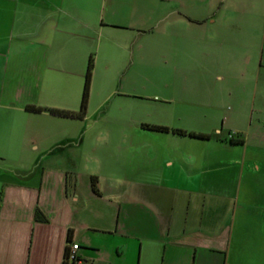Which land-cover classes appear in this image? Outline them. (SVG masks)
<instances>
[{"label": "crops", "instance_id": "0c3cea01", "mask_svg": "<svg viewBox=\"0 0 264 264\" xmlns=\"http://www.w3.org/2000/svg\"><path fill=\"white\" fill-rule=\"evenodd\" d=\"M73 243L264 264V0H0V264Z\"/></svg>", "mask_w": 264, "mask_h": 264}, {"label": "trees", "instance_id": "16d2710c", "mask_svg": "<svg viewBox=\"0 0 264 264\" xmlns=\"http://www.w3.org/2000/svg\"><path fill=\"white\" fill-rule=\"evenodd\" d=\"M92 63H93L92 62V58L90 57L89 60H88V65H87V70H86V77H85V83H84V88H83V93H82L80 109L77 112H69V111H65V110L50 109L52 112L63 114V115H73V116H82L85 113L86 107H87L88 94H89L91 73H92ZM29 107L31 109H37V110L42 109L40 107H36V108L33 107V106H29ZM153 128L159 129V130H168L169 129L168 127H164V126H153ZM177 130L178 129H176V131ZM190 134L194 135V136H199V137H207V136H209V135H206V134H196L194 132H190ZM231 140H233V138ZM96 181H97L96 178L92 177V187H93V189L95 191L98 190L97 189V185H96ZM36 217L38 219H45L44 215L39 210L36 211ZM68 253H69V251H66L65 258H68ZM63 264H66L65 260H64Z\"/></svg>", "mask_w": 264, "mask_h": 264}, {"label": "built area", "instance_id": "2783aa9c", "mask_svg": "<svg viewBox=\"0 0 264 264\" xmlns=\"http://www.w3.org/2000/svg\"><path fill=\"white\" fill-rule=\"evenodd\" d=\"M77 248H78V244L73 243L68 253V259H70V261L73 264H81V261L78 259L77 253H76Z\"/></svg>", "mask_w": 264, "mask_h": 264}]
</instances>
